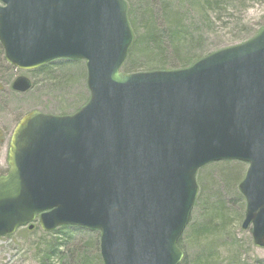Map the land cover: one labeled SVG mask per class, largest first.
I'll list each match as a JSON object with an SVG mask.
<instances>
[{"label":"water","instance_id":"95a60500","mask_svg":"<svg viewBox=\"0 0 264 264\" xmlns=\"http://www.w3.org/2000/svg\"><path fill=\"white\" fill-rule=\"evenodd\" d=\"M134 40L127 0H0L6 61L85 60L90 91L74 114L34 110L16 126L0 238L38 219L99 230L105 264H180L199 170L237 160L249 164L243 228L264 248V26L180 69L122 71Z\"/></svg>","mask_w":264,"mask_h":264},{"label":"rangeland","instance_id":"374dc122","mask_svg":"<svg viewBox=\"0 0 264 264\" xmlns=\"http://www.w3.org/2000/svg\"><path fill=\"white\" fill-rule=\"evenodd\" d=\"M129 2H134L135 6L139 7L140 0H128ZM165 2V5L170 3L168 8L186 13L188 20L186 26L192 37V43L185 44L180 53L181 58H187L186 61L202 58L214 50L241 43L264 25V0H165ZM143 3L151 9L152 6L155 8L157 18L162 19H157L159 23L165 22L161 10L162 0H143ZM168 55L169 57L164 60L171 61L167 62L170 67L175 58L171 48ZM156 58L154 57V60ZM50 64V67L44 70L16 69L6 61L0 43V176L8 172L10 139L18 122L26 114L34 110L54 115L73 114L88 100L90 91L87 86L85 61L57 60ZM21 75L28 77L32 82L31 89L25 93L13 91L11 88V84ZM235 164H238V161H232L226 166L211 163L208 169H203L199 174L202 178H208L206 181H210L208 185L206 182L205 186L213 193V200L220 199V194L226 200L227 210H230L231 200L237 191L235 184L226 183L224 176L229 172L228 169L236 168ZM239 206L240 204L234 206L236 214L241 211ZM198 220L199 212L194 208L190 224L181 237L185 246V256L189 259L188 263L264 264V248L255 245L251 226L243 228L244 221H239L237 215L230 218L227 226L219 225L218 234L205 235L195 240L192 226ZM36 225L31 231L24 226L12 235L0 238V264H44L46 260L42 253L52 242L62 243L61 257L52 260V264H73V258L79 251L91 250L89 255L95 258L98 250L95 241L100 237L99 231L69 226V229L65 230L69 238L64 234L65 231L55 233V229L46 232Z\"/></svg>","mask_w":264,"mask_h":264},{"label":"trees","instance_id":"16d2710c","mask_svg":"<svg viewBox=\"0 0 264 264\" xmlns=\"http://www.w3.org/2000/svg\"><path fill=\"white\" fill-rule=\"evenodd\" d=\"M165 3V0H162L161 10L164 13L163 19L165 20V24H161L159 23V21H157V19H162L157 18L158 13L154 10L155 8L153 6L151 9L148 5H145L143 3V0H140L139 7H136L134 2H129V19L135 32V41L130 50L128 60L123 67V70L125 72L147 71L153 69H170V67L181 68L189 66L190 64H192V62L199 59H190L192 61H186L187 58H181L182 55L180 53L185 44L188 45V43H192V37H190L191 34H189V31L187 30L188 27L186 26V22L188 21L187 16L186 13L183 14L180 10L168 8L170 7V3H168L167 5H165ZM261 27H259V29L255 31L251 36L257 34ZM139 29H141V31H139ZM246 40L247 39H245V41ZM170 48L173 55H175V58L171 63L172 66L169 67V63L167 62L171 61H166L164 59L169 57L168 53ZM176 54H180V56H177ZM154 57H157L156 60H154ZM50 65L51 64H47L41 67L39 70L47 69L48 67H50ZM231 162L232 161H224L212 163V165L223 164V166H226ZM235 165L236 168L228 169L229 172L226 176H224L226 179V183L232 182L233 184H235L237 191V193L233 195L234 198H232L231 200L232 205L231 208L229 207L230 210H227L225 208L226 200L221 197V194L219 196L220 199L213 200V193L209 188L208 190L205 186L206 182V185H208L210 181H206L208 178H202V176H199L203 169H208L209 166L204 167L199 171L198 179L200 193L198 195L197 203L195 206V208H197L199 212V220L192 226L195 240L203 238L202 236L205 235L208 236L211 234H218V226H227L228 221L234 215H237L239 221H242L244 219L246 212V198H244V196L241 194L238 186L245 177L244 175L246 173L247 164L241 161ZM235 204H240L239 207L241 208V211H238L237 214L235 213ZM36 226L39 227V225ZM68 229L69 227L63 226L56 229L55 233L64 232ZM64 234L70 238L67 231H65ZM98 238L97 241H95L98 249L95 254V258L89 255L92 252L91 250L87 252L79 251L76 257L73 258V264H104L101 252H99L100 237ZM182 240L183 239L180 238L178 244L185 252V246H183ZM61 246L62 243L58 242H52L48 245L45 252L42 253V257L46 260L44 264H52V260L61 257ZM184 257L185 259L180 264H190L188 263V257ZM209 258L210 255L207 258V262H209Z\"/></svg>","mask_w":264,"mask_h":264}]
</instances>
